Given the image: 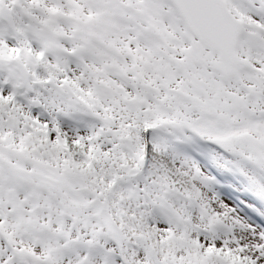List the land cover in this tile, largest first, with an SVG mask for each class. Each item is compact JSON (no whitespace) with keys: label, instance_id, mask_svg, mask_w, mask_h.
I'll list each match as a JSON object with an SVG mask.
<instances>
[{"label":"snow or ice","instance_id":"obj_1","mask_svg":"<svg viewBox=\"0 0 264 264\" xmlns=\"http://www.w3.org/2000/svg\"><path fill=\"white\" fill-rule=\"evenodd\" d=\"M0 264H264V0H0Z\"/></svg>","mask_w":264,"mask_h":264}]
</instances>
